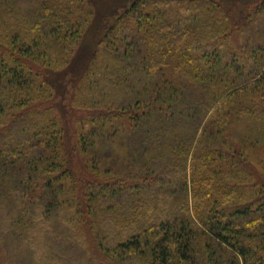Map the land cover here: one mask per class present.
<instances>
[{
  "label": "trees",
  "instance_id": "trees-1",
  "mask_svg": "<svg viewBox=\"0 0 264 264\" xmlns=\"http://www.w3.org/2000/svg\"><path fill=\"white\" fill-rule=\"evenodd\" d=\"M74 2L0 0V253L31 264H264V198L236 202L224 180L189 172L211 116L264 122L247 100L264 89V16L241 25L253 35L242 50L224 45L233 22L220 1L114 0L95 25L93 3L88 25ZM58 81L72 83L77 122L33 105L63 90ZM89 169L114 176L90 181Z\"/></svg>",
  "mask_w": 264,
  "mask_h": 264
},
{
  "label": "rangeland",
  "instance_id": "rangeland-1",
  "mask_svg": "<svg viewBox=\"0 0 264 264\" xmlns=\"http://www.w3.org/2000/svg\"><path fill=\"white\" fill-rule=\"evenodd\" d=\"M113 1L114 0H79L78 3L74 2L73 5H78L75 14H79L83 11L90 13L89 25L93 18V10H91L93 3V6L96 8V17L93 23V25H95V23H97V14L99 20L100 16L107 11V6ZM216 1H220L224 5L225 8L223 9L227 12L229 19L236 24L233 25V23H231L227 26L229 34L226 35L227 38L224 40V45L232 49L241 48L244 44L246 45L248 37L253 36L251 35L252 33H249L250 29H246V24L250 27V25L255 24L254 22H251V20L256 18L259 19L264 16V0ZM185 3L191 7V2ZM170 5L172 6V4ZM179 6L180 5H173L175 8H178ZM157 7H160V4L149 2L147 10L150 11ZM166 8L168 7H165L162 10ZM244 22H246V24L241 26ZM263 29L264 22L258 25L259 31L262 30L263 32ZM95 38L96 36L91 32L85 35V40L90 44H93ZM244 38H247V40ZM260 41H264V39H261ZM22 58H24V56ZM39 61L40 59L31 60L27 58L24 62H26L34 72H41L40 74L42 75V72L49 69H47L42 63H39ZM58 82L62 83V86L65 87L63 90L61 87L56 95L53 93L51 97L33 102V105L41 107H54L56 105L61 112H63L68 118L72 119V121L80 119V117L84 115V112L80 111V108L77 109L68 105V97L70 95L72 83L69 81L65 84L61 81ZM247 100L255 102L260 107L264 108V89L249 93ZM98 108L105 107H96V109ZM93 109L95 108L93 107ZM93 109L87 110L89 112L92 110L93 112ZM52 113H55L59 122L56 109H53ZM233 114L234 112L232 115ZM261 116L262 115L256 113L254 116L255 118L243 116L239 123L234 121L233 123L225 122V124L220 122L221 114H217L215 117L211 116L207 121L206 127L201 132V137L192 154L189 172L193 175L194 180L199 182L203 177H211L218 183L221 180H224L226 184L233 187V193L237 199L236 202L252 201V198L253 200L264 198V122L262 121ZM237 124L238 127H236ZM72 129L75 130L74 124ZM117 152H120V160L127 159L124 148H117V151L114 152L116 156L118 155ZM208 154L211 155L209 159L206 158ZM87 171L88 170H86V172ZM97 172V170L92 171L89 169V174L86 179L91 181L95 175L97 178L114 176L113 174L102 175L101 171ZM78 184L83 185L81 181L78 182ZM84 199L83 204L85 203ZM88 241H91L89 237ZM0 264L31 263L27 259L25 253H0Z\"/></svg>",
  "mask_w": 264,
  "mask_h": 264
}]
</instances>
